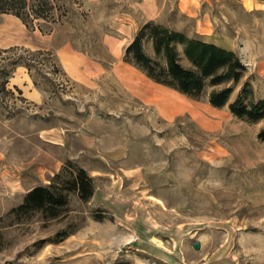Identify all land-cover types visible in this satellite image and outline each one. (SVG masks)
<instances>
[{"label":"rangeland","instance_id":"1","mask_svg":"<svg viewBox=\"0 0 264 264\" xmlns=\"http://www.w3.org/2000/svg\"><path fill=\"white\" fill-rule=\"evenodd\" d=\"M138 1L64 0L62 20L35 29L0 14V47H18L3 57L32 64L31 72L16 68L13 93L0 102V264H264V143L258 139L264 118L240 120L228 106H211L212 88L191 98L135 66L130 78L145 94L128 90L113 67H125L119 18L138 16ZM159 1L157 22L189 35L209 25L213 35L200 36L228 40L247 65L241 81L231 83V101L245 82L255 99L264 98V10L249 11L240 0H200L193 2L194 17L176 0ZM110 36L118 39V53L110 51ZM62 45L102 63L93 85L62 68L56 52ZM38 50L53 56L31 53ZM146 50L153 54L150 42ZM54 126L67 130L66 146L42 139ZM82 131L100 137L102 152L126 146L128 155L111 162L112 175L96 173L90 200L71 192L61 216L12 213L26 194L19 184L24 165L42 149L69 170L105 169L97 150L76 136Z\"/></svg>","mask_w":264,"mask_h":264},{"label":"trees","instance_id":"2","mask_svg":"<svg viewBox=\"0 0 264 264\" xmlns=\"http://www.w3.org/2000/svg\"><path fill=\"white\" fill-rule=\"evenodd\" d=\"M63 1L0 0V14H13L28 28L35 29L42 23L52 25L60 22L67 14ZM148 42L152 44L153 54L146 50ZM15 49L18 47H0V102L2 95L13 93L9 88L10 77L19 65L32 71V64L28 60L8 57L9 61L4 63L7 58L3 54ZM31 53L53 56L50 51ZM123 60L140 69L154 82L191 98H201L207 88H212L208 95L209 103L217 108L228 106L230 112L241 120L256 123L264 118V98L255 99L250 82H245L237 98L231 101L234 91L231 83L238 84L248 69L241 57L234 50L207 41L198 34L189 35L157 21H148L140 26L127 45ZM258 139L264 143V129L258 133ZM94 181L86 169L79 167L69 170L64 166L51 178L50 183L29 190L11 212L17 216L40 212L48 219L57 218L67 209L71 192H77L84 201L90 200L95 192Z\"/></svg>","mask_w":264,"mask_h":264},{"label":"crops","instance_id":"3","mask_svg":"<svg viewBox=\"0 0 264 264\" xmlns=\"http://www.w3.org/2000/svg\"><path fill=\"white\" fill-rule=\"evenodd\" d=\"M82 1L86 4H93L97 0ZM194 1H196L198 4L200 0H176V3L182 11L197 17L199 14V9L196 6L197 4H193ZM240 2L249 11L264 10V0H240ZM137 9L140 13L138 16L127 13L125 18L122 16L119 18L120 27L118 30L120 31L121 36L125 37L126 45H129V43L133 40L142 24L151 20H158L162 12V5L160 4L159 0H139L137 2ZM198 33L202 36H211L213 35V29L207 25L203 27L201 31H198ZM117 40L118 39L113 36L108 37L107 41L111 52L118 53L119 50L117 47ZM207 40L231 49L227 45L226 42L228 40L226 39L223 40V42H220L217 39ZM56 52L62 68L68 73V75H70V77H73L81 83L93 85L94 78L102 72V63L91 60L83 52L76 50L70 45H62L57 49ZM123 63L125 67H122L121 72H119L120 70L118 66L113 67L115 73L126 85L128 90L132 91L133 93H137L138 95H144V90L141 89V87L134 85V79L130 78L131 75H134V70H136V68L125 61ZM157 84L160 86L162 85L159 83ZM76 136L79 137L86 149H96V158H99L106 165L105 169L88 168V174L93 178L97 177L96 173H110L112 168L110 167L111 162L121 160L128 155V147L126 146H114L102 152L100 149L101 139L95 134L82 131L76 133ZM41 137L47 144L53 147H64L68 143V133L63 127L54 126L46 128L41 132ZM62 164V159L59 158L53 151H50L49 149H42V151L38 152V154L34 156L32 160H29L24 165L23 172L19 180L20 187L22 190L24 189V193H27L35 186L46 183L48 181V175L52 176L56 172L60 171ZM110 174L112 175L113 172Z\"/></svg>","mask_w":264,"mask_h":264},{"label":"water","instance_id":"4","mask_svg":"<svg viewBox=\"0 0 264 264\" xmlns=\"http://www.w3.org/2000/svg\"><path fill=\"white\" fill-rule=\"evenodd\" d=\"M200 243L198 242V241H196L195 243H194V248L195 249H200Z\"/></svg>","mask_w":264,"mask_h":264}]
</instances>
